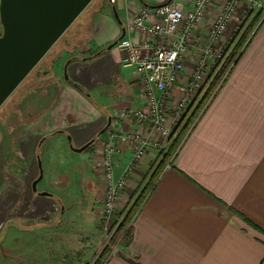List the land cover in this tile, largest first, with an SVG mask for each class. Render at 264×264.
<instances>
[{
	"label": "crops",
	"instance_id": "obj_1",
	"mask_svg": "<svg viewBox=\"0 0 264 264\" xmlns=\"http://www.w3.org/2000/svg\"><path fill=\"white\" fill-rule=\"evenodd\" d=\"M168 1H100L94 10L87 12L68 46L51 53H58L57 59L63 63L56 66V71L47 66L44 75L57 83L65 55L73 56L77 44L93 55L121 36L136 10ZM218 9L219 5L213 7L211 13ZM246 12L247 5L242 3L227 33L213 44L215 49L229 43ZM206 29L207 26L197 29V43L207 44ZM127 36L126 32L124 38ZM131 36L137 40V35ZM54 55L49 60L52 56L56 58ZM197 57V47L190 44L184 53L185 72L170 89L167 100L170 108L184 95ZM75 60L69 66L70 81L59 83L53 101L45 108L26 110L23 134L18 136L16 130L12 131L13 153L8 157H11L8 168L12 167L13 172L8 174L10 186L6 194L10 203L3 216L7 220L3 229L6 225L13 226L32 235L24 239V244L35 238L42 240L39 232L52 228L47 225L51 221L46 214L51 209L55 211L54 202H60L59 212H65L63 200L66 195H75L74 191L69 192L74 170L91 172L86 187L92 190L94 204L95 197L104 193L101 151L107 129L126 133L141 127L123 113L145 106L141 99L143 80L137 72L122 65L123 52L118 46L87 62ZM147 125L142 123L144 131ZM68 134L73 150L91 143L83 150L87 152L86 166L77 165L74 160L69 163L64 157L58 158L59 163L50 162L54 187L60 190L40 195L33 190V182L40 175L41 146L47 138L65 139ZM152 137L146 156L129 175L120 207L144 182L162 150L160 147L171 144L159 135L152 133ZM118 146L114 154L117 178L132 154L126 146ZM168 163L170 167L162 170L137 211L130 238L104 264H264V21L259 19L227 80ZM4 196L1 194L0 199ZM94 213L96 218V209ZM41 218L46 220L43 225L38 223ZM95 228L101 235L92 230L88 240H97L99 244L103 233L96 223ZM16 241L14 237L13 246L21 242Z\"/></svg>",
	"mask_w": 264,
	"mask_h": 264
},
{
	"label": "built area",
	"instance_id": "obj_2",
	"mask_svg": "<svg viewBox=\"0 0 264 264\" xmlns=\"http://www.w3.org/2000/svg\"><path fill=\"white\" fill-rule=\"evenodd\" d=\"M242 3H246L247 12L238 29L244 23L246 28L258 14H261L260 22L264 21V0H171L155 6H142L133 13L126 26L129 36L117 46L123 52L122 65L142 77L141 99L145 106L123 113L124 117L135 120L141 127L126 133L107 129L101 151L106 193L102 216L107 226L111 224L129 175L152 146V133L164 139L175 137L190 105L200 92L207 89L210 68L219 70L229 56L232 51L229 43L221 49H215L213 44L227 33ZM217 5V12L211 13ZM205 26L207 44L202 45L197 43L196 31ZM132 34L137 35V40ZM190 44L197 47L198 57L184 95L170 108L167 103L170 89L185 72L184 53ZM144 122L148 123L147 133L142 129ZM118 145L126 146L132 154L124 172L117 178L114 154ZM167 167H170L169 163ZM130 225L133 223L127 227Z\"/></svg>",
	"mask_w": 264,
	"mask_h": 264
},
{
	"label": "rangeland",
	"instance_id": "obj_3",
	"mask_svg": "<svg viewBox=\"0 0 264 264\" xmlns=\"http://www.w3.org/2000/svg\"><path fill=\"white\" fill-rule=\"evenodd\" d=\"M100 1L102 0H93L88 5V7L70 26V28H68L65 34L53 45L45 57L42 58L39 65L43 64L45 60L49 59V56L51 57V55H54V53H51L55 52L58 47L68 46L67 43L69 40H71L75 29L81 26V24L85 21L87 12L94 10ZM1 31L2 25L0 22V34ZM77 46L79 45H76L73 51L74 55L78 56L79 58L91 57V55L88 54L89 52L87 48L82 49ZM57 54L58 53L54 55V57H56V61H54L55 64L51 65L54 71H56L57 65V67H59L60 63H63L61 59H57ZM68 56L70 55H65V62L70 59ZM52 60L53 56L51 60L48 61L52 62ZM36 68L30 72V74L20 83L16 90L0 107V195H6L0 199V264H98L100 255L103 251L108 249V253L102 262V264H104L105 261H107V259L113 255L116 249L127 240H124L126 236H123L125 231L122 233V235H118L117 231L124 223L127 224H125V230L126 228H132V225L129 227L127 226L128 224H132L134 222V218L138 209L135 210L136 212H134L132 216H129L130 212L132 213V211L135 209L136 201L139 199V197L142 199L140 201V205H142L143 201L147 198L148 195L141 194L150 187L152 182L151 177L153 176L156 167L149 170L143 179L144 182L137 186L123 207H120V199L122 192L125 189L121 192L118 199L117 209H115L114 214L112 215L110 226L106 225L102 216V203L106 195L105 190L102 195L95 197L94 204V197L91 192L92 190L90 191L89 188L86 187V180L90 177L91 172L88 171L85 173L78 168V170H74L72 173L71 186L69 188V192L72 194L74 191L75 195H66L65 199L63 200L66 210L63 214L62 212H59V205L61 204L60 202L59 204L54 202L53 208H55V211L52 209L47 211L46 218L50 216L48 221H51L47 225L50 227L52 226V228L49 230L43 229L39 232V234H42V240L35 238L29 242V244H24V239L29 238L32 235L23 234L22 231L13 226H10L9 228L8 225H6L3 229L4 224L7 221L6 218H3V216L4 213L7 212L10 203L7 200L9 196L6 194V189L8 186H10L8 174L13 172L12 167L8 168V163L11 159V157L9 159L8 157L13 153V144L11 139V135H13L12 131L16 130L15 134L17 133V135L19 133L23 134L25 128L23 123V118L25 117L24 113L26 114L28 112L26 110L45 108L55 98L56 88L59 86V83L65 84L67 81L64 73L60 74L57 83L54 81V79L47 78L46 74H43L41 77H39V80L34 81L33 72ZM205 94L206 90L204 92H200L199 97L195 99V101H193L190 105L188 111L189 113L187 112L188 114L194 111V109L199 105L201 98H203ZM200 113H202V111H200ZM185 116L186 114L184 117ZM184 117L179 124L177 135L175 137L172 135V137L168 139L171 141L170 146L167 148L161 146L160 148L162 150L159 151V153L164 151L165 154L170 150L173 140L176 139L181 131V128L184 126ZM61 137L62 136H52L47 138L41 146V155L39 157L41 158L42 163L43 179L37 184L38 193L48 192L55 194L60 190V187H54L55 180L50 175V162L59 163L58 158L64 157L69 163L74 160L77 161V165L78 163H81L83 167L86 166L87 152H74L70 134H68L65 139H60ZM155 161L159 162L157 159ZM134 170L135 169H133L132 172ZM94 209H96L98 212L96 218ZM38 223L41 225L45 224V218L38 220ZM95 223L103 233V240L99 244L97 240H88L90 231H98L95 228ZM13 231L16 233H13ZM98 233L101 235L99 231ZM14 237L17 238L16 242L21 241L16 246H13Z\"/></svg>",
	"mask_w": 264,
	"mask_h": 264
},
{
	"label": "water",
	"instance_id": "obj_4",
	"mask_svg": "<svg viewBox=\"0 0 264 264\" xmlns=\"http://www.w3.org/2000/svg\"><path fill=\"white\" fill-rule=\"evenodd\" d=\"M92 1L0 0V22L2 25L0 35V107ZM113 9L116 18L122 23L116 8L113 7ZM125 35L126 27H123L121 36L107 48L91 57L73 56L72 58L83 61L92 60L101 53L114 48L124 39ZM74 59L70 58L64 64V74L68 81H70L68 66ZM54 61L56 58L52 60L51 65L55 64ZM90 144H85L74 150L83 151ZM38 161L40 175L33 182L34 191H37V184L43 179L42 163L39 156ZM39 194L49 195L48 192Z\"/></svg>",
	"mask_w": 264,
	"mask_h": 264
},
{
	"label": "trees",
	"instance_id": "obj_5",
	"mask_svg": "<svg viewBox=\"0 0 264 264\" xmlns=\"http://www.w3.org/2000/svg\"><path fill=\"white\" fill-rule=\"evenodd\" d=\"M260 15L261 14L257 15L253 19V21L249 25H247L246 28H245V23H244L243 27L238 29L239 31L230 39L229 44H230V47H232V51L230 52L229 56L225 60L222 67L219 70L215 69L214 67L210 68L209 77H208L209 84H208V87L206 89V94L204 95L203 98H201L199 105L194 109V111L192 113H190V114H188L189 112L186 113V116L188 118L186 116L184 117V119H183L184 126L181 128V131H180L179 135L176 137V139L173 140V143L170 147V150L168 152H166L165 154H164V151L159 153V156L157 158V160H159V162L155 161L153 164V167H152V168L156 167V169L154 171L153 176L151 177L152 182L150 184V187L147 190L143 191L144 193H142L141 195H148L149 192L153 189V187H154L158 177L160 176L162 170L165 168L168 161L175 154H177V152L180 149V147L182 146L185 138L189 135L190 131L192 130V128L196 124V121L201 114L200 111H203L208 106L209 102H211L213 97L217 94V92L220 90V88L223 86V84L227 80V78H228L229 74L231 73V70L233 69L234 65L236 64V62L240 58L241 54L244 52L245 48L248 46L250 36H251L252 31L254 30L257 22L260 19ZM244 28H245V30H244ZM242 31H243V33L240 35V32H242ZM1 33H2V31H1ZM239 35H240V37H239ZM48 60L49 59L45 60V63ZM141 200L142 199L139 197V199L136 201L135 209L132 211V213L130 212L129 216H132L133 213L136 212L135 211L136 209L139 210V208L141 206L140 205ZM248 222L253 227L257 228L259 231L262 232V230L259 229V227H257L256 225H254L250 221H248ZM125 224L126 223L122 224L119 227L117 234L122 235V233L125 231L123 236H126V237L124 240H126V239L128 240L131 236L132 228H126V230H125V226L127 225V224L126 225ZM107 250L108 249L103 251L102 254L100 255V257L98 259V264H102L103 260L105 259L106 255L108 253Z\"/></svg>",
	"mask_w": 264,
	"mask_h": 264
},
{
	"label": "flooded vegetation",
	"instance_id": "obj_6",
	"mask_svg": "<svg viewBox=\"0 0 264 264\" xmlns=\"http://www.w3.org/2000/svg\"><path fill=\"white\" fill-rule=\"evenodd\" d=\"M100 51V50H99ZM98 51V52H99ZM97 53V52H96ZM95 53V54H96ZM95 54H93V55H95ZM93 55H91V56H93ZM74 56V55H73ZM73 56H71V57H73ZM76 56V55H75ZM71 57H69V58H71ZM75 61H80V59L78 60V59H76ZM83 61V60H82ZM85 62V61H84ZM65 64V63H64ZM39 65V64H38ZM38 65L36 66V67H38ZM47 66H49V69L50 70H52V66H51V62H48V64H46L45 62L43 63V64H41V65H39V67L38 68H36L35 69V71L33 72V79H34V81H37V80H39V77H41L43 74H44V72H45V69H46V67ZM70 66V65H69ZM69 66H68V73H69ZM62 73H64V65H63V69H62ZM70 75V74H69ZM70 77V76H69ZM71 79V78H70ZM66 81V80H65ZM68 81V80H67ZM69 82V81H68ZM36 83V82H35ZM34 84V83H33Z\"/></svg>",
	"mask_w": 264,
	"mask_h": 264
}]
</instances>
